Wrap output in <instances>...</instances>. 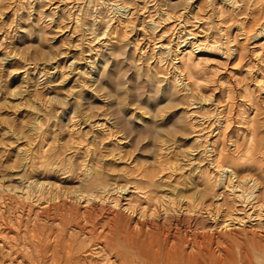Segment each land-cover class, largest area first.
<instances>
[{
    "label": "rangeland",
    "instance_id": "1",
    "mask_svg": "<svg viewBox=\"0 0 264 264\" xmlns=\"http://www.w3.org/2000/svg\"><path fill=\"white\" fill-rule=\"evenodd\" d=\"M0 261L264 264V0H0Z\"/></svg>",
    "mask_w": 264,
    "mask_h": 264
},
{
    "label": "bare ground",
    "instance_id": "2",
    "mask_svg": "<svg viewBox=\"0 0 264 264\" xmlns=\"http://www.w3.org/2000/svg\"><path fill=\"white\" fill-rule=\"evenodd\" d=\"M252 3H253V2H252ZM254 6H255V5H254ZM186 51H187V50H186ZM186 55H187V56H191V55H192V52H191V51H188V52L186 53ZM94 82H95V81H94ZM238 189H240V188H237V190H238ZM233 190H234V189H233ZM235 190H236V189H235ZM235 190H234V191H235ZM240 191H242V189H241ZM243 191H245V190H243ZM246 191H247V190H246ZM236 192H237V191H236ZM233 193H234V192H233ZM247 194H248V193H247ZM252 194H253V195H252ZM90 195H91V194H90ZM240 195H241V194H239L238 197H239ZM249 195H252V197H253V196H254V193H249ZM234 196H235V195H234ZM245 196H247V195L245 194L244 197H245ZM240 197H242V196H240ZM247 198H248V197H247ZM254 198H255V197H254ZM256 198H257V197H256ZM242 199H243V198H242ZM250 199H251V197H250ZM251 200H252V199H251ZM254 200H255V199H254ZM254 200H252V201H254ZM247 201H248V200H247ZM245 202H246V200H245ZM248 202H249V201H248ZM53 209H54V208H53ZM128 209H129V208H128ZM126 210H127V209H126ZM82 211H83V210H82ZM33 222H34V221H33ZM13 226H14V225H13ZM23 228H24V227H23ZM107 229H108V228H107ZM86 233H87V232H86ZM114 233H115V232H114ZM52 238H54V237H52ZM11 239H12V238H11ZM102 241H103V240H102ZM13 242H14V241H13ZM57 242H58V241H57ZM8 244H9V243H8ZM58 244H59V243H58ZM132 244H133V243H132ZM3 245H4V244H3ZM9 245H10V244H9ZM58 246H59V245H58ZM3 247H4V246H3ZM3 247H2V249H3ZM52 247H53V246H52ZM93 247H94V246H93ZM19 248H20V247H19ZM97 248H98V250H100L101 252L104 251L103 248H101L100 245H99ZM4 249H5V248H4ZM95 252H96V251H95ZM188 257H189V256H188ZM111 260H112V259H111ZM13 262H14V261H13ZM0 264H1V261H0ZM17 264H18V263H17ZM42 264H43V263H42Z\"/></svg>",
    "mask_w": 264,
    "mask_h": 264
}]
</instances>
